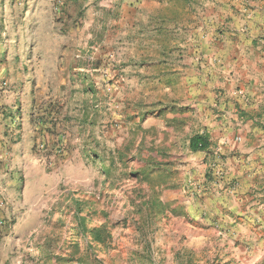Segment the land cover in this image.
Returning <instances> with one entry per match:
<instances>
[{
	"label": "rangeland",
	"instance_id": "rangeland-1",
	"mask_svg": "<svg viewBox=\"0 0 264 264\" xmlns=\"http://www.w3.org/2000/svg\"><path fill=\"white\" fill-rule=\"evenodd\" d=\"M166 1L165 12L184 21L194 7L196 30L254 36L263 54L256 68L213 88L203 78L224 82L223 74H205L204 54L176 50L170 24L161 38L151 32L140 0H0V159L12 175L0 184L14 242L7 264H264L250 241L233 239L235 224L217 204L239 187L223 183L222 166L244 159L221 146H264L256 114L264 110V0ZM252 77L254 97L245 93ZM240 96L253 101L244 109ZM213 125L231 129L229 139L192 152L190 138ZM243 171L262 189L260 176ZM251 189L249 204L264 194ZM98 228L104 244L90 232Z\"/></svg>",
	"mask_w": 264,
	"mask_h": 264
},
{
	"label": "crops",
	"instance_id": "crops-1",
	"mask_svg": "<svg viewBox=\"0 0 264 264\" xmlns=\"http://www.w3.org/2000/svg\"><path fill=\"white\" fill-rule=\"evenodd\" d=\"M139 4L141 10L140 13L141 17H143L145 23L152 26L151 32H154L155 35H158V38H161L164 32L167 31L166 26L164 27V25L170 24L167 32L174 34V38H172L171 40H173V45L175 46L176 50H179L180 47H185L186 52L189 55L193 54L195 56L196 52L204 54V57L206 59L201 64V67L205 70V74L208 76L207 73L211 72L210 75L212 76L214 74L213 72H216L218 70L223 74L217 78H223L224 82H219L216 78L214 79L208 77L206 80L203 78V82L205 81L210 82L213 88L217 85H222V87L227 89L228 87L231 86L230 83L231 79L229 77L232 76L231 74H229L230 72L236 73L239 70H246V69L250 70L251 65H253V67L256 68L257 60H261L263 54H259L258 52L259 50H255L254 44H258V43L256 41V38H254V36H247V35H243L242 33H238V34H229V35H233V37L230 38L228 37L227 34L225 35V33L223 34L217 33L218 35L217 36L215 35V31L209 28H204V29L199 28L198 30H196L195 20H197L198 18L194 16V7L189 8L190 4L188 8H186V11H190L191 17L190 20L186 19L185 21L184 19L182 20V16L179 15V13H175V15L170 16L165 12L166 8L167 9L170 8V5L166 0H140ZM250 23L252 24L253 27H255L254 25L255 22L251 21ZM184 24L185 27L187 28L186 39L188 43L186 44V46H183L181 43L182 41L181 33ZM148 27L149 26H147V28ZM202 27H204L203 24ZM149 29L150 27L148 28V30ZM188 40H190V43ZM232 40H234L235 42H233ZM196 43H198V45H196ZM231 44H234V46L231 47ZM244 45L248 46L249 48L245 49ZM160 46L162 48L158 47L159 60L162 59V54L164 53V47L162 46V44ZM214 55L215 58L213 59ZM187 61H189L190 65L192 64V68L198 65L197 61L193 57L188 58ZM262 63H263L262 65L264 66V58H262ZM234 73L233 76H235ZM256 80L257 79H255L254 77H252V81L246 80L247 83L250 82V84H245L247 87L245 89L246 95L248 94L255 95L256 89L260 85V84H255ZM211 81L213 82L211 83ZM232 83L234 82L232 81ZM253 95L252 97H254ZM250 97L251 96H245V97L240 96V97H236V99H238V101L241 103V105L244 106L245 109L247 103L253 101V99H251ZM261 102H264V98L261 100ZM257 106H255L253 109H255ZM262 108L257 113L254 110L253 111L257 115L264 116V110H262ZM235 117L237 118L239 116L236 114ZM242 120L244 121L245 119ZM225 125H226L225 128H227V124ZM229 130L230 131L225 132L223 131L222 127H218L216 125H213L212 128L208 127L207 131L208 134L210 135V140L212 142L211 148L213 147L214 142L216 140H219L220 144L222 143L223 145L225 143V140H228L229 139L228 137L232 133V130L231 129ZM254 131L257 132L258 128H254ZM12 146L14 147V149H16L17 147V145H12ZM255 147L248 148L246 146H227V144L221 146V149L226 151L224 153H227L228 151H232L233 149L236 148L240 149L244 159L243 160H237L236 158L230 159L226 166L225 165L222 166L226 173V177L224 178L223 181L225 185L227 186L230 185V183L233 182L234 180L239 182V187L236 190L237 195L233 197L228 193L225 196H220V198L218 199L216 198V199H217V204H220L219 206L220 211L225 213V221L235 224L232 226V228L228 227L229 229H231V234L233 235V239L235 241H240L241 243L244 244H248L250 241L251 243L249 244L253 248V253H254L253 258L254 260L258 261V259L262 257V254H264V238H261L264 235V200L262 199V197H264V194L259 192L256 193V195H254L253 197L254 201L249 204L247 202L252 198L250 197L249 194L246 193H250L253 190L251 189V187H254L257 190L261 191L262 189L264 190V186L261 189V187L260 186L258 187L257 185H261L262 183H259L258 181L255 183L248 182V178L243 177L244 176L243 168L249 167L252 172L251 173L252 176L253 175L255 177L260 176L259 179L263 180L261 182H264V146H258L259 147L258 149ZM0 152H2V149H0ZM246 165L249 166L247 167ZM0 181H5V183L8 182L9 184L12 182L11 172L9 174L7 172V167L4 168L2 164V159H0ZM11 186L9 187L11 188ZM5 190L7 191L9 189H5ZM12 192L13 191L11 190V194ZM5 200L6 198L5 195L3 194V186L0 184V264H7L9 251L14 243L11 238V234L9 233L11 232L10 231L11 227H9L8 222H5V215L8 214V212L7 213L4 212V209L6 207ZM233 216H241V222L239 224L233 223L232 222ZM6 217H8V215ZM224 229L227 230L226 227ZM252 229H255L256 231L255 234L252 233Z\"/></svg>",
	"mask_w": 264,
	"mask_h": 264
},
{
	"label": "trees",
	"instance_id": "trees-1",
	"mask_svg": "<svg viewBox=\"0 0 264 264\" xmlns=\"http://www.w3.org/2000/svg\"><path fill=\"white\" fill-rule=\"evenodd\" d=\"M211 144L212 142L210 140V135L206 132L195 134L190 138L189 141L190 150L194 153L208 151L211 147ZM157 155L159 156L163 154L161 152H157ZM90 232L93 239L101 244H104L109 238L107 233L104 232L103 228L92 229Z\"/></svg>",
	"mask_w": 264,
	"mask_h": 264
},
{
	"label": "built area",
	"instance_id": "built-area-1",
	"mask_svg": "<svg viewBox=\"0 0 264 264\" xmlns=\"http://www.w3.org/2000/svg\"><path fill=\"white\" fill-rule=\"evenodd\" d=\"M218 173H220V172H218Z\"/></svg>",
	"mask_w": 264,
	"mask_h": 264
}]
</instances>
